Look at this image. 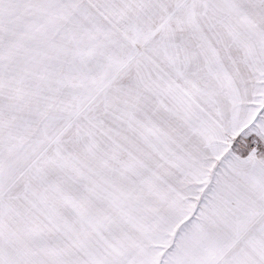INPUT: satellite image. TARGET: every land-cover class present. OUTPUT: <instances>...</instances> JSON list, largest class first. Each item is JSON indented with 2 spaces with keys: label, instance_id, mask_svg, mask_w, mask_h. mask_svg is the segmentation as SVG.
Here are the masks:
<instances>
[{
  "label": "snow or ice",
  "instance_id": "snow-or-ice-1",
  "mask_svg": "<svg viewBox=\"0 0 264 264\" xmlns=\"http://www.w3.org/2000/svg\"><path fill=\"white\" fill-rule=\"evenodd\" d=\"M0 264H264V0H0Z\"/></svg>",
  "mask_w": 264,
  "mask_h": 264
}]
</instances>
